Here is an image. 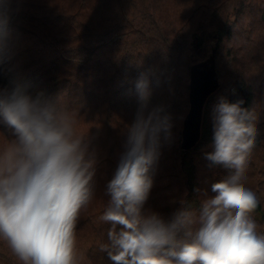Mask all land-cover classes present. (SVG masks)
<instances>
[{"label": "trees", "instance_id": "obj_1", "mask_svg": "<svg viewBox=\"0 0 264 264\" xmlns=\"http://www.w3.org/2000/svg\"><path fill=\"white\" fill-rule=\"evenodd\" d=\"M9 18L13 56L0 86L18 79L33 93L63 96L78 110L96 153V197L77 223L82 264H109L98 249L107 227L98 216L135 118V82L149 69L151 105L163 108L172 128L145 210L168 219L181 200L198 205L197 189L211 195V183L225 175L205 158L215 99L232 102V92L244 87L259 134L242 182L260 200L253 218L264 234V0H11ZM209 41L219 85L206 98L199 140L185 149L192 68L209 57ZM0 264H20L4 243Z\"/></svg>", "mask_w": 264, "mask_h": 264}, {"label": "clouds", "instance_id": "obj_2", "mask_svg": "<svg viewBox=\"0 0 264 264\" xmlns=\"http://www.w3.org/2000/svg\"><path fill=\"white\" fill-rule=\"evenodd\" d=\"M11 0H0V73L12 60ZM152 70L135 82L138 107L127 126L119 163L106 185L98 244L109 264H264L260 206L242 182L256 147L257 115L243 99L220 97L213 108L210 167L225 175L201 192L198 205L181 200L168 219L145 210L162 141L171 120L151 105ZM78 110L63 96L33 93L11 79L0 86V243L20 264H82L77 246L81 212L94 200L97 157Z\"/></svg>", "mask_w": 264, "mask_h": 264}, {"label": "water", "instance_id": "obj_3", "mask_svg": "<svg viewBox=\"0 0 264 264\" xmlns=\"http://www.w3.org/2000/svg\"><path fill=\"white\" fill-rule=\"evenodd\" d=\"M202 67L200 72H193L195 65ZM193 65L190 89V109L184 120L182 147L193 146L200 138L203 107L208 95L219 85L218 74L215 70L214 55ZM251 93L249 89L240 87L232 93V102L244 100L242 107L249 108Z\"/></svg>", "mask_w": 264, "mask_h": 264}, {"label": "rangeland", "instance_id": "obj_4", "mask_svg": "<svg viewBox=\"0 0 264 264\" xmlns=\"http://www.w3.org/2000/svg\"><path fill=\"white\" fill-rule=\"evenodd\" d=\"M210 43L209 44H207V51H205V53H206V55H205V57H208L209 56V54H210V52H211V48H212V46H213V43H214V41H209ZM200 65L201 64H197V65H195V67L193 68V72L194 73H196V72H200L201 71V69H202V67H200ZM227 82V81H226ZM225 90V89H224ZM235 91V90H234ZM233 91V92H234ZM232 92V93H233ZM220 95V94H219ZM216 101V103H218V101H219V98H217L216 97V99H215Z\"/></svg>", "mask_w": 264, "mask_h": 264}]
</instances>
